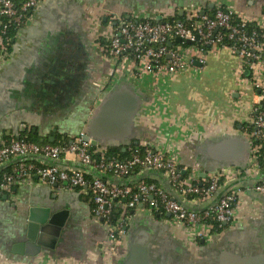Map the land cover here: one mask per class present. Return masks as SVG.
<instances>
[{
  "label": "crops",
  "instance_id": "obj_1",
  "mask_svg": "<svg viewBox=\"0 0 264 264\" xmlns=\"http://www.w3.org/2000/svg\"><path fill=\"white\" fill-rule=\"evenodd\" d=\"M220 3L240 17L264 24V0H40L23 34L12 40L9 58L0 59V145L21 134L35 136L41 143L73 139L86 130L111 87L127 80L143 97L135 138L91 149L110 159L134 145L163 148L184 169H191L190 177L217 171L221 167L206 169L198 160V146L225 134H244L257 101L251 71L242 70L239 54L228 46L219 47L208 52L204 62L196 60L154 84L149 79L117 75L103 47L123 19L181 20L189 8L213 14ZM112 147L116 152L107 155ZM17 161L1 164L0 171L9 172ZM58 163L63 168L83 167L89 178L100 175L95 168L80 165L73 154L63 155ZM229 167L241 170L227 185L242 189L238 218L197 242L169 216L150 213L144 204L129 208L122 199L114 202V209L125 221V232L118 244H112L108 228L92 215L89 193L81 187L38 182L34 177L0 195V264H121L128 252V237L141 230L150 234L151 264H216L223 251L264 254V195L253 189L264 179V164L255 166L249 161L245 168ZM143 175L124 179L135 181ZM102 176L123 184L115 176ZM149 177L164 187L168 184L154 175H145L143 180ZM224 191L219 189L203 202L175 194L189 207L203 209ZM34 206L67 211V226L54 247L20 253L17 244L26 240L29 211Z\"/></svg>",
  "mask_w": 264,
  "mask_h": 264
},
{
  "label": "built area",
  "instance_id": "obj_2",
  "mask_svg": "<svg viewBox=\"0 0 264 264\" xmlns=\"http://www.w3.org/2000/svg\"><path fill=\"white\" fill-rule=\"evenodd\" d=\"M40 0H0V59L11 55L8 31L15 37L23 34L28 21L38 10ZM250 23L254 26L250 28ZM180 38V41H177ZM171 42V45L169 43ZM230 47L238 53L242 70L251 71V84L257 91L251 124L254 130H244L251 142V165L259 164V151L264 143V24L240 17L226 4H218L213 14L199 8H189L181 20L153 21L144 18L123 19L114 30L103 50L113 60L117 75L133 80L149 79L157 84L165 75L186 69L194 61H205L206 54L219 47ZM82 131L71 140L59 143H38L26 138H13L0 145V165L18 158L9 172L0 174V195L12 191L23 182L62 183L67 188L81 187L92 197L93 217L101 221L109 232L112 244H118L125 232L123 218L112 220L114 202L126 199L129 208L138 209L144 204L150 213H170L172 221L190 231L191 239H208L218 229H224L238 218L239 185L228 188L241 170L222 167L205 176L183 177L187 168H181L176 157L163 148L132 146L127 158L112 157L93 151L92 143L84 139ZM73 154L84 167H93L100 175L87 177L83 167L63 168L49 160L59 161L63 155ZM264 157V153H263ZM29 158V159H28ZM158 171L168 180L171 190L183 197L203 202L211 199L221 188L219 198L206 207H187L161 184L141 180L133 184L112 183L102 174L123 179L136 171ZM225 187V188H224ZM255 192L264 195V179L253 185Z\"/></svg>",
  "mask_w": 264,
  "mask_h": 264
},
{
  "label": "water",
  "instance_id": "obj_3",
  "mask_svg": "<svg viewBox=\"0 0 264 264\" xmlns=\"http://www.w3.org/2000/svg\"><path fill=\"white\" fill-rule=\"evenodd\" d=\"M180 41V38H177ZM171 45V42L169 43ZM198 64V62H196ZM250 71H247V74ZM143 97L127 80H119L107 94L102 98L95 108L89 122L87 123L84 139L92 145H111L117 142H127L136 136V118L142 107ZM24 125L22 129H24ZM19 138V136H17ZM198 160L209 167L236 166L245 168L251 156V142L242 133L225 134L202 142L197 149ZM50 163L59 164L60 161L49 160ZM145 175H154L166 179L158 171H147ZM133 180L122 179L123 184L141 181L144 176ZM206 175V171L202 173ZM170 189V185H165ZM170 191V190H169ZM171 192V191H170ZM180 202L181 198L171 192ZM6 197V196H5ZM126 202L127 200L124 199ZM189 207L186 203L182 202ZM167 216H171L170 213ZM67 211L54 212L49 207H31L28 217L26 240L18 243L20 253L35 254L40 252L44 246L54 247L64 234L67 226ZM51 240V244L46 240ZM128 252L121 264H151L149 255L150 234L144 230L134 236L128 237ZM30 248L36 252H30ZM24 249V250H23ZM216 264H264V254L252 252L242 254L234 251H223Z\"/></svg>",
  "mask_w": 264,
  "mask_h": 264
},
{
  "label": "trees",
  "instance_id": "obj_4",
  "mask_svg": "<svg viewBox=\"0 0 264 264\" xmlns=\"http://www.w3.org/2000/svg\"><path fill=\"white\" fill-rule=\"evenodd\" d=\"M175 19H170V21H174ZM250 25V28H252L253 26H254V23H250L249 24ZM1 32V31H0ZM15 35V32H14V30L13 29H11L10 31H8V37H10V39L8 40L9 41V45H8V47H9V50H10V46H11V44H12V40H11V38L13 37ZM244 129H247L248 131H251V130H254V126L251 124V123H246L245 124V126H244ZM22 137H24V138H26L27 140H31V141H34V142H38V143H41L40 142V140L37 138V137H35V136H32V135H25V134H21V136H20V138H22ZM62 140V138L60 139V138H58L56 141H54V142H51V143H59L60 141ZM44 143V142H43ZM254 143L255 144H257V143H264V139H261V138H255L254 139ZM110 150V151H109ZM142 150H143V148H142ZM111 151H114V149H113V147L112 148H109L108 149V153H107V155H109V154H111ZM114 152H116V150L114 151ZM263 153H264V151H263V149H261L260 151H259V163H260V165H263L264 164V157H263ZM130 156V151H126V152H123L122 150L120 151V155H119V158H121V159H123V158H127V157H129ZM29 159V158H28ZM180 167L183 169L184 167L182 166V165H180ZM137 172L138 171H136V173H134V174H137ZM2 173V170L0 171V174ZM190 173H191V169H186L185 170V172L183 173V177L184 178H187V177H189L190 176ZM144 181H146V182H155V183H158L159 184V182H158V180H156V179H154V178H145V180ZM192 196L191 195H189V197L188 198H191ZM160 215H162V216H166L167 214H165V213H159ZM119 215L115 212V209L113 210V213H112V220H113V222H115L116 221V219H118L119 217H118ZM218 230H221V228L220 229H218Z\"/></svg>",
  "mask_w": 264,
  "mask_h": 264
}]
</instances>
